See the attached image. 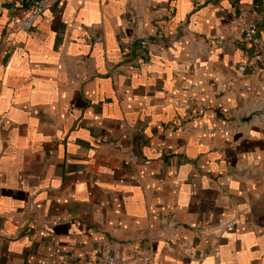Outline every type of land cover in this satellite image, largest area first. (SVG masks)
Masks as SVG:
<instances>
[{
    "label": "crops",
    "instance_id": "1",
    "mask_svg": "<svg viewBox=\"0 0 264 264\" xmlns=\"http://www.w3.org/2000/svg\"><path fill=\"white\" fill-rule=\"evenodd\" d=\"M29 3L0 0V264H264V0Z\"/></svg>",
    "mask_w": 264,
    "mask_h": 264
},
{
    "label": "built area",
    "instance_id": "2",
    "mask_svg": "<svg viewBox=\"0 0 264 264\" xmlns=\"http://www.w3.org/2000/svg\"><path fill=\"white\" fill-rule=\"evenodd\" d=\"M55 0H30L27 12L20 22V27L26 31L33 29L34 25L44 13V11ZM258 7L257 3L241 5L232 12L233 21L236 22L238 30L242 33L243 39L259 54L263 50V44L258 37ZM145 49L151 47L152 42L143 39L141 41ZM248 65V64H247ZM242 65L239 67L241 71H246L248 66ZM216 130L225 134H233L238 131V128L227 129L222 124L216 127ZM236 222L231 220L221 225L222 230L233 228ZM193 243L189 240L184 241V248L189 250V255L193 257L192 253ZM152 258L149 251L134 248L130 253L125 252L121 246H114L111 243L104 244L99 250L98 263L99 264H134L137 261H150Z\"/></svg>",
    "mask_w": 264,
    "mask_h": 264
},
{
    "label": "water",
    "instance_id": "3",
    "mask_svg": "<svg viewBox=\"0 0 264 264\" xmlns=\"http://www.w3.org/2000/svg\"><path fill=\"white\" fill-rule=\"evenodd\" d=\"M42 1V0H35ZM263 121L264 120V102L259 108H254L252 111L248 109H242L239 112V123L241 125H249L254 121Z\"/></svg>",
    "mask_w": 264,
    "mask_h": 264
}]
</instances>
